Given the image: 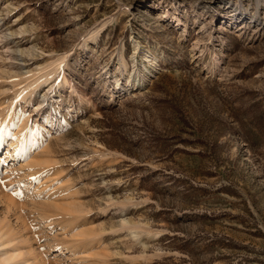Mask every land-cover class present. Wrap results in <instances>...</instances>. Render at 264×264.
I'll list each match as a JSON object with an SVG mask.
<instances>
[{
  "label": "rangeland",
  "instance_id": "1",
  "mask_svg": "<svg viewBox=\"0 0 264 264\" xmlns=\"http://www.w3.org/2000/svg\"><path fill=\"white\" fill-rule=\"evenodd\" d=\"M42 68L48 164L0 150L19 264H264V0H0L1 103Z\"/></svg>",
  "mask_w": 264,
  "mask_h": 264
},
{
  "label": "bare ground",
  "instance_id": "2",
  "mask_svg": "<svg viewBox=\"0 0 264 264\" xmlns=\"http://www.w3.org/2000/svg\"><path fill=\"white\" fill-rule=\"evenodd\" d=\"M98 38H99V33H97L92 39L94 41H97ZM143 53L146 54L144 56V59L150 61V58L152 57V52L147 50V51H144ZM21 56H22V53H21ZM43 70H46V68H42L39 72H42ZM53 72H54V70H46V71H44V73H42L40 75L36 74L37 76L36 75L34 76L32 74L34 77L32 79L29 78L30 79L29 82L26 83V81H25L24 84L18 88L19 90L16 92V95H15L16 99L13 100V102H11L10 105L5 106L4 105L5 102L2 101V103H1V101H0V150L2 148H4V145H7V147H9L10 149L13 148L12 150L16 151L13 153H17V156L20 155L22 157L23 155H25V156L30 155L29 157H31V159H33V160L29 161V163L25 164V166L26 167L30 166V169H32L34 171V173H36L39 169H41L40 168L41 165L45 167V165L48 164V163L46 164L47 161H44L41 157L42 156L41 154H44V153L40 152L41 150L38 151L39 146H40V142H41L40 130H31L29 128L28 122L21 119L20 117H18L17 105H18V101L23 99L25 97V95L30 91V89L35 90V88L39 87L41 85V83H43L44 81H47L51 77V74ZM26 78L24 77V80ZM63 81L68 82V79L66 76L63 78ZM69 82H70V80H69ZM139 82H141V81H139ZM19 83L20 82L17 81V82H15V85H18ZM129 83H130V81H129ZM63 84H64V82H63ZM80 96H81V94H80ZM25 161H26V159H25ZM34 173L32 172V174H34ZM38 173H40V172H38ZM44 173H46V172H44ZM67 209L69 210V208H67ZM70 211L71 210H69L68 213H72ZM65 213H67V211ZM5 235H6V233L2 232V230H0V262L5 263V264H19V257H20L21 253H20L18 248L11 250V246H10L11 239L6 238Z\"/></svg>",
  "mask_w": 264,
  "mask_h": 264
},
{
  "label": "trees",
  "instance_id": "3",
  "mask_svg": "<svg viewBox=\"0 0 264 264\" xmlns=\"http://www.w3.org/2000/svg\"><path fill=\"white\" fill-rule=\"evenodd\" d=\"M173 106V108H176V105H172ZM123 150V149H122Z\"/></svg>",
  "mask_w": 264,
  "mask_h": 264
},
{
  "label": "snow or ice",
  "instance_id": "4",
  "mask_svg": "<svg viewBox=\"0 0 264 264\" xmlns=\"http://www.w3.org/2000/svg\"><path fill=\"white\" fill-rule=\"evenodd\" d=\"M0 183H2V181H0Z\"/></svg>",
  "mask_w": 264,
  "mask_h": 264
}]
</instances>
